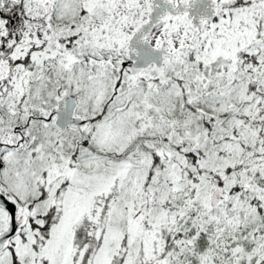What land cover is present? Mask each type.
Returning a JSON list of instances; mask_svg holds the SVG:
<instances>
[{
	"label": "snow or ice",
	"instance_id": "snow-or-ice-1",
	"mask_svg": "<svg viewBox=\"0 0 264 264\" xmlns=\"http://www.w3.org/2000/svg\"><path fill=\"white\" fill-rule=\"evenodd\" d=\"M0 264H264V0H0Z\"/></svg>",
	"mask_w": 264,
	"mask_h": 264
}]
</instances>
